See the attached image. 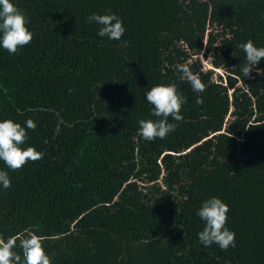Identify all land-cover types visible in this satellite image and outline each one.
Wrapping results in <instances>:
<instances>
[{
	"label": "trees",
	"instance_id": "trees-1",
	"mask_svg": "<svg viewBox=\"0 0 264 264\" xmlns=\"http://www.w3.org/2000/svg\"><path fill=\"white\" fill-rule=\"evenodd\" d=\"M10 2L33 39L15 55L0 48V121L25 127L22 147L44 155L16 171L0 161L11 181L0 239L36 234L51 264H264V58L243 76L240 47H264V0ZM93 13L115 14L121 40L99 36ZM202 49L224 79L189 62ZM169 84L184 119L147 141L138 122L159 118L146 93ZM213 197L229 208L226 251L198 239Z\"/></svg>",
	"mask_w": 264,
	"mask_h": 264
},
{
	"label": "clouds",
	"instance_id": "clouds-1",
	"mask_svg": "<svg viewBox=\"0 0 264 264\" xmlns=\"http://www.w3.org/2000/svg\"><path fill=\"white\" fill-rule=\"evenodd\" d=\"M88 23L95 22L99 25L98 35L110 40H121L125 29L123 22L115 14L98 15L93 13L86 18ZM28 20L10 0H0V48L10 55L18 54L19 49L28 45L32 39V32L26 27ZM126 46V41L124 42ZM246 54V63L242 69L243 76H250L253 68L264 58V47H256L251 40L240 45ZM177 70L183 73L194 92H204L205 84L197 74L190 71L186 65H178ZM257 69V75H260ZM185 97L177 92L175 84L156 85L146 93V100L153 106L152 115L159 119L140 120L139 134L147 140L157 138L165 139L169 132L175 130L178 124L168 122L171 117L177 122H182V105ZM197 104H203V99L198 97ZM27 129L35 130L36 124L31 119L26 122ZM27 139L25 127L10 119L0 121V161L16 171L28 162H36L43 158V153L33 147L23 148ZM0 185L4 189L11 187V181L5 171H0ZM228 206L219 198L213 197L205 200L197 215L204 221V228L198 233L199 242L209 247L216 244L221 250L226 251L235 246V233L227 227ZM19 240V245H17ZM19 246L22 250L23 264H51L49 256L45 253L42 239L36 234L14 236L6 242L0 239V264H21V255L14 249Z\"/></svg>",
	"mask_w": 264,
	"mask_h": 264
},
{
	"label": "rangeland",
	"instance_id": "rangeland-1",
	"mask_svg": "<svg viewBox=\"0 0 264 264\" xmlns=\"http://www.w3.org/2000/svg\"><path fill=\"white\" fill-rule=\"evenodd\" d=\"M248 9H249V7H248ZM244 15L246 16V14H244ZM209 23L211 24V21H209ZM211 28H212V26H210V27L208 26L206 28V34H207V32L211 31ZM203 52H204L203 49L200 50L197 55H193L192 56V58H191V60L189 62L191 63V62H194L195 60H198L201 70H203V71L212 70L213 73L215 74L214 79H217V76H220V77H222L224 79L225 72H223V70H221V69H214L211 66L210 58L209 57H205ZM240 83L241 82H239L238 84H240Z\"/></svg>",
	"mask_w": 264,
	"mask_h": 264
}]
</instances>
